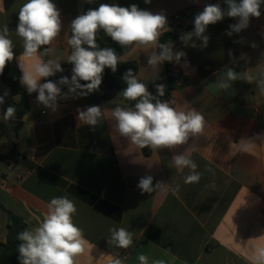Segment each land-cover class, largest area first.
I'll return each mask as SVG.
<instances>
[{
  "label": "crops",
  "instance_id": "1",
  "mask_svg": "<svg viewBox=\"0 0 264 264\" xmlns=\"http://www.w3.org/2000/svg\"><path fill=\"white\" fill-rule=\"evenodd\" d=\"M213 1L227 11L225 0H53L60 11L61 31L40 52L49 48L42 59L58 62L66 73L74 67L67 59L73 51L67 43L71 22L89 9L102 3L136 4L141 10L164 15L166 23L179 15L171 28L165 24L160 30L161 35L176 28L177 36L164 43L171 48L173 59L156 67L147 61L157 53L158 40L121 46L98 30L97 50L112 48L119 58L116 71L105 68L102 75L124 80L131 70L148 91L157 93V85H164V91L168 87V70L175 80L162 102L179 111L200 112L205 127L183 145L150 148V155L145 156L129 137L119 133L112 116L117 106L131 107L119 90L100 85L86 96L67 90L54 109L30 98L17 134L10 138L13 123L3 120V105L17 103L20 96L0 80V96L4 97L0 154L8 153L12 143L19 153L13 162H0V243L8 231L4 209L31 230L41 223L48 202L66 195L77 208L74 223L92 245L78 264H109V256L120 258L123 264H140V254L148 257L149 264L157 259L166 264H250L253 247L264 244L257 239L264 235V4L261 16L250 18L248 27L239 32L230 27L239 18L226 20L227 15L208 25L200 37L194 34L195 25L185 30L190 21L184 13L192 11L197 16ZM26 2L3 0L4 11L0 12V31L7 26L13 43L8 77L20 83L19 65L33 62L23 60V39L16 34L18 12ZM190 33V39H183ZM176 53H183L179 60ZM229 69L237 79H228ZM221 83L229 87L221 88ZM90 106L101 108L95 126L79 120V111ZM177 155L197 164L199 182H184L191 170L175 166ZM146 176L153 177L152 193H142L137 186ZM157 183L160 188H155ZM114 227L133 234L129 248L109 244Z\"/></svg>",
  "mask_w": 264,
  "mask_h": 264
},
{
  "label": "clouds",
  "instance_id": "2",
  "mask_svg": "<svg viewBox=\"0 0 264 264\" xmlns=\"http://www.w3.org/2000/svg\"><path fill=\"white\" fill-rule=\"evenodd\" d=\"M150 0H145V3ZM227 11H223L218 4H209L204 11L195 17L194 34L200 37L208 25L215 24L225 15L239 18V23L231 25L232 31L239 32L248 27L252 17L261 16V5L264 0H225ZM4 11L3 0H0V12ZM166 24V17L141 10L136 4L122 7L117 4L102 3L98 8L89 9L85 14L78 15L71 22V38L67 43L73 51L67 57L68 62L74 65L71 81L67 77L59 80L60 85H68L69 93L88 95L100 88L102 74L105 68L113 72L117 69L118 56L112 48L97 50L96 34L102 29L111 39L121 46L133 44H155L160 30ZM8 27L0 31V75L3 74L7 62L14 58L13 43L8 38ZM61 31L60 11L53 0H27L18 12L16 34L23 39V60L33 61L31 64L21 63V83L29 94L38 92V101L47 107L55 108L57 97L61 88L57 83L47 80L41 83L42 78L53 76L56 71H62L58 62L42 57L50 49L42 46L51 45ZM191 33L183 37L191 38ZM231 35V32L229 33ZM207 43L208 37H203ZM87 45V47H84ZM194 46V45H193ZM159 54L153 52L148 64L156 67L161 61H171L173 53L165 44L159 45ZM183 53H176L179 60ZM229 80L237 79L232 70L227 71ZM251 79V77H247ZM84 81L85 83H81ZM126 87L122 95L125 100L136 101L134 110L115 107L112 116L115 118L119 133L129 137L131 142L140 148H172L185 144L190 136H196L204 131L205 118L195 110L179 111L170 106L168 102L155 99L144 83L138 81L131 70L124 75ZM221 88H227V83H221ZM164 85H157L159 96L164 95ZM8 93L5 92L4 95ZM67 98V94L65 95ZM155 99V102H153ZM4 97L0 96V104ZM16 109L7 107L3 120L8 121L15 117ZM102 115L99 106H90L86 111H79V120L86 125L95 126ZM245 148L248 146L245 145ZM177 168H189L190 174L184 178L185 183L199 182L201 174L196 171L197 164L184 155L174 157ZM153 177L146 176L140 179L138 188L142 193H152ZM157 183L155 188H160ZM179 186L174 189L177 191ZM77 212L75 202L68 196L53 197L47 204V212L38 227L18 233L17 247L20 264H78V258L86 249L91 248L90 242L85 238L83 229L74 223L73 216ZM109 244L118 248L127 249L133 244V234L124 227L110 229ZM257 239L264 240V235ZM104 256V254H101ZM109 264H123L118 257H108ZM140 264H149L144 254L138 256ZM250 264H264V244H256L249 256ZM152 264H166L157 259Z\"/></svg>",
  "mask_w": 264,
  "mask_h": 264
},
{
  "label": "trees",
  "instance_id": "3",
  "mask_svg": "<svg viewBox=\"0 0 264 264\" xmlns=\"http://www.w3.org/2000/svg\"><path fill=\"white\" fill-rule=\"evenodd\" d=\"M184 19H187L190 21V25H188L185 30H188L192 26H194V21H195V15L193 14L192 11H187L183 15ZM232 17H228L226 20H230ZM174 31V32H173ZM176 28L163 33L159 36L158 42H157V53L161 51L159 45L164 44L165 41L169 38H174L177 36V33L175 32ZM167 75V80H168V87L164 91L163 96H159L158 93H153L152 96L155 99H159L160 101L166 99L169 95V91L173 88V83L175 80L174 75H172L168 70L166 71ZM62 77H67L69 81H71V78L69 77L68 73H59L55 72L53 76L47 77L44 82L47 80H51L54 83H57V85L61 88V94L57 97V100H60L62 96L66 93L68 90V85H60L59 80ZM0 80H2L9 88L12 94L14 95H19L20 100L17 103L9 102L7 104L3 105V110L4 112L6 111L7 107L12 106L16 109L15 112V117L11 119V122L13 123V133L10 136V138H13L17 134V130L19 126L21 125V119L24 117V115L28 111V101L30 98L38 97V92H33L31 94L28 93V91L23 87V85L18 81V80H11L8 77V66L6 64L4 72L2 75H0ZM81 83H85L84 81H81ZM101 85L105 87L106 89H117L121 92V97L122 100L127 103L132 109H134L136 101H129L125 100L122 92L124 88L127 86L125 81L123 79H120L115 76H110V75H102V83ZM78 92H80L79 89H77ZM155 99L153 102H155ZM142 153L145 156L150 155L151 149L148 147L145 148H140ZM19 156L18 151L15 148V144L12 143V147L10 151L6 154H0V162L1 161H15L17 157ZM1 207V206H0ZM4 209V208H3ZM4 212L6 213L7 216V237L4 243H0V264H20L19 262V253L17 251L18 244L20 241L17 240V235L19 232L24 231L27 228V225L17 216L12 214L11 212L7 211L4 209Z\"/></svg>",
  "mask_w": 264,
  "mask_h": 264
},
{
  "label": "built area",
  "instance_id": "4",
  "mask_svg": "<svg viewBox=\"0 0 264 264\" xmlns=\"http://www.w3.org/2000/svg\"><path fill=\"white\" fill-rule=\"evenodd\" d=\"M211 4H218L220 6V3L218 1H213ZM179 20V15H173L168 19L166 23V27L171 28L176 22ZM59 73H66L65 69H62V71H59ZM69 77L71 78L73 75V71L68 73Z\"/></svg>",
  "mask_w": 264,
  "mask_h": 264
}]
</instances>
